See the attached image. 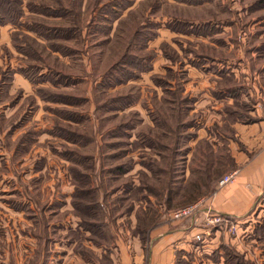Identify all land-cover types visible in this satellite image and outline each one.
Masks as SVG:
<instances>
[{
  "label": "rangeland",
  "instance_id": "rangeland-1",
  "mask_svg": "<svg viewBox=\"0 0 264 264\" xmlns=\"http://www.w3.org/2000/svg\"><path fill=\"white\" fill-rule=\"evenodd\" d=\"M12 1L0 264H75L67 250L88 242L114 264L121 242L134 254L139 237L147 252L151 232L190 221L201 231L176 264H264V191L246 215L213 206L240 169L233 123L264 121V0ZM198 200L194 217H171ZM209 207L226 222L201 242Z\"/></svg>",
  "mask_w": 264,
  "mask_h": 264
},
{
  "label": "crops",
  "instance_id": "crops-1",
  "mask_svg": "<svg viewBox=\"0 0 264 264\" xmlns=\"http://www.w3.org/2000/svg\"><path fill=\"white\" fill-rule=\"evenodd\" d=\"M233 126L236 138H228V141L233 150L236 167L240 169L236 181L218 191L213 206L228 216H241L249 213L250 207L264 191V121L254 119L252 122H236ZM190 222V226L178 225V222H175L173 226L151 232L153 239L151 249L147 251L148 255L139 237L131 243L134 245V254L121 242L118 253L120 259L114 258V264H145V261L150 262L149 264H176L177 247L201 231L200 228L194 227V222ZM86 244L84 249L88 252L75 248L73 244V247L67 250L66 256L70 255L72 260L74 258L75 264H113L114 254L110 249L95 246L90 242Z\"/></svg>",
  "mask_w": 264,
  "mask_h": 264
},
{
  "label": "built area",
  "instance_id": "built-area-1",
  "mask_svg": "<svg viewBox=\"0 0 264 264\" xmlns=\"http://www.w3.org/2000/svg\"><path fill=\"white\" fill-rule=\"evenodd\" d=\"M236 172H232L230 174L225 175L220 180V185L226 186L234 181ZM203 200H198L196 203L181 207L171 213V217L174 219H180V218H188V217H194L197 214V211L201 209V206L203 205ZM205 213V219L203 220V225L206 227L204 232L199 233L196 235V239L199 241H203L206 236L210 235V230L215 227L223 226L224 222H226V217L217 211H214L213 208L209 207L206 209H203ZM199 218L196 217V221H198ZM227 225V224H226ZM229 228L230 233H237V225H233ZM204 237V238H203Z\"/></svg>",
  "mask_w": 264,
  "mask_h": 264
},
{
  "label": "trees",
  "instance_id": "trees-1",
  "mask_svg": "<svg viewBox=\"0 0 264 264\" xmlns=\"http://www.w3.org/2000/svg\"><path fill=\"white\" fill-rule=\"evenodd\" d=\"M14 2L12 0H0V10L2 14L0 15V24H4L7 22H11L13 24L16 23V19L18 17L17 14V9H13L12 7H9L13 4ZM42 10L45 8L41 7Z\"/></svg>",
  "mask_w": 264,
  "mask_h": 264
}]
</instances>
